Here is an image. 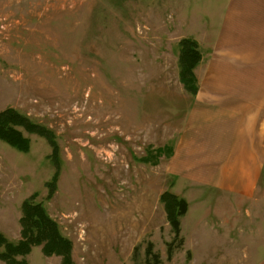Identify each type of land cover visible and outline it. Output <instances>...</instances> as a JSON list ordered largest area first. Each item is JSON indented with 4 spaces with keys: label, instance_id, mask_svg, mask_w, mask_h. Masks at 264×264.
Instances as JSON below:
<instances>
[{
    "label": "rangeland",
    "instance_id": "374dc122",
    "mask_svg": "<svg viewBox=\"0 0 264 264\" xmlns=\"http://www.w3.org/2000/svg\"><path fill=\"white\" fill-rule=\"evenodd\" d=\"M263 10L264 0H0V111L49 130L56 146L22 127L27 151L0 140L5 240H21L30 199L70 243L68 264H146L148 243L160 264L263 262V111L252 125L262 165L251 196L169 170L195 105L181 81L179 41L197 45L198 88L212 81V53H227L230 39H264ZM215 39L226 45L213 48ZM164 192L187 203L182 246L170 256ZM14 257L64 264L41 245Z\"/></svg>",
    "mask_w": 264,
    "mask_h": 264
},
{
    "label": "crops",
    "instance_id": "0c3cea01",
    "mask_svg": "<svg viewBox=\"0 0 264 264\" xmlns=\"http://www.w3.org/2000/svg\"><path fill=\"white\" fill-rule=\"evenodd\" d=\"M230 40L227 53H212L206 76L213 79L201 83L193 96L191 120L172 152L169 170L248 197L262 165L252 125L264 112V39H246L248 45L242 39ZM224 45L226 39H215L213 48Z\"/></svg>",
    "mask_w": 264,
    "mask_h": 264
},
{
    "label": "trees",
    "instance_id": "16d2710c",
    "mask_svg": "<svg viewBox=\"0 0 264 264\" xmlns=\"http://www.w3.org/2000/svg\"><path fill=\"white\" fill-rule=\"evenodd\" d=\"M180 54V77L186 91L195 94L197 88L192 84V69L200 59V53L197 45L187 38L179 41ZM22 127L29 132L45 137L49 144L55 150V143L52 139L51 132L43 127L32 124L25 116L12 108L0 111V140L17 148L20 151H27L28 139L22 135L17 129ZM54 181V180H53ZM48 187L52 188L49 184ZM161 201L164 204L167 220L173 232V240L166 243L168 256L171 255L172 246L176 243V248L182 246V237L180 235L179 218L183 216L187 210V203L184 199L164 192L161 195ZM22 216L21 223V240L16 244L6 241L0 234V246L3 250L0 252V260H4L7 264H26L24 261L15 260V255H26L30 252L32 246L41 245L44 254H59L63 256L64 264L69 262V242L62 238L58 232L55 221H53L43 210L40 203H32L30 199L24 200L21 205ZM146 264H160L157 253L152 251V244L148 243L146 247Z\"/></svg>",
    "mask_w": 264,
    "mask_h": 264
}]
</instances>
